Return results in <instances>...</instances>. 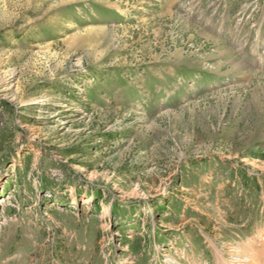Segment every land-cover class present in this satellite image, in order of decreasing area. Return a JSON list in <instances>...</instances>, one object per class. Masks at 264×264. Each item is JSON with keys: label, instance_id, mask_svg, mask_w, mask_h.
Returning <instances> with one entry per match:
<instances>
[{"label": "rangeland", "instance_id": "374dc122", "mask_svg": "<svg viewBox=\"0 0 264 264\" xmlns=\"http://www.w3.org/2000/svg\"><path fill=\"white\" fill-rule=\"evenodd\" d=\"M0 264H264V0H0Z\"/></svg>", "mask_w": 264, "mask_h": 264}, {"label": "trees", "instance_id": "16d2710c", "mask_svg": "<svg viewBox=\"0 0 264 264\" xmlns=\"http://www.w3.org/2000/svg\"><path fill=\"white\" fill-rule=\"evenodd\" d=\"M5 138H8V137H5ZM3 139H4V138H3ZM69 153H70V152H67L68 155H69ZM196 164H197V163L195 162V163L192 164V166L194 167ZM46 186H47V185H44V187H43L42 189H46Z\"/></svg>", "mask_w": 264, "mask_h": 264}, {"label": "bare ground", "instance_id": "6f19581e", "mask_svg": "<svg viewBox=\"0 0 264 264\" xmlns=\"http://www.w3.org/2000/svg\"><path fill=\"white\" fill-rule=\"evenodd\" d=\"M257 260V259H256Z\"/></svg>", "mask_w": 264, "mask_h": 264}]
</instances>
